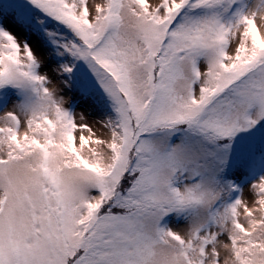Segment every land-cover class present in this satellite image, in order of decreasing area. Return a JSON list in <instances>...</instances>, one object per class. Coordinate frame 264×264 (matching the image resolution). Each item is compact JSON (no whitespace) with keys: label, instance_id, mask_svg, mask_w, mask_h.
Instances as JSON below:
<instances>
[{"label":"snow or ice","instance_id":"obj_1","mask_svg":"<svg viewBox=\"0 0 264 264\" xmlns=\"http://www.w3.org/2000/svg\"><path fill=\"white\" fill-rule=\"evenodd\" d=\"M0 264H264V0H0Z\"/></svg>","mask_w":264,"mask_h":264}]
</instances>
